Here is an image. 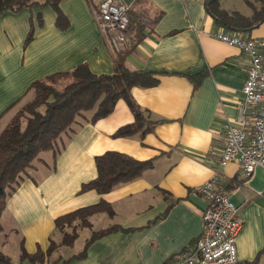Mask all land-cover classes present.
<instances>
[{
	"label": "crops",
	"instance_id": "obj_1",
	"mask_svg": "<svg viewBox=\"0 0 264 264\" xmlns=\"http://www.w3.org/2000/svg\"><path fill=\"white\" fill-rule=\"evenodd\" d=\"M101 1L61 0L59 7L68 19L65 28L56 26V12L50 6L0 15V130L30 92L32 81L82 62L96 74L112 72L114 54L93 15ZM122 1L130 5L129 19L145 24L142 38L126 55V66L159 72L155 84L134 87L131 95L148 118L158 122L143 135L112 136L119 126L133 121L126 102L119 99L109 115L64 137V147L54 161L50 150L40 152L30 176L2 210L0 250L12 241L19 258L22 247L28 253L45 251L50 240L59 242L62 237L54 226L57 216L102 199L111 212L91 215L87 227L101 220L104 226L96 230L120 228L95 238L84 256L66 264H170L201 234L207 203L196 187L216 174L220 187L240 206L238 262L264 264V168L256 167L246 181H240L237 162L218 164L224 125L236 120L244 101L246 56L213 36L222 29L243 37H263L264 21L251 29L232 30L216 23L205 0ZM219 3L227 10L251 13L248 4L243 12ZM30 23L33 38L24 44ZM106 150L152 159V166L106 193L81 191L82 183L96 176L94 155ZM74 254H59L52 260ZM50 255L44 264H49Z\"/></svg>",
	"mask_w": 264,
	"mask_h": 264
},
{
	"label": "trees",
	"instance_id": "obj_2",
	"mask_svg": "<svg viewBox=\"0 0 264 264\" xmlns=\"http://www.w3.org/2000/svg\"><path fill=\"white\" fill-rule=\"evenodd\" d=\"M60 1L0 0V15L5 11L50 6L56 12V26L65 28L68 19L59 7ZM245 1L251 9L248 15L222 8L219 0H205V5L219 26L232 30H246L264 21V0ZM37 21L38 24L42 23L41 16H38ZM30 24L24 44L33 38L34 26ZM144 26L140 19H129L126 45L124 49L114 54L113 70L110 73L96 74L90 70L86 62H82L69 70L56 71L31 82L28 91L32 93V97L26 102L19 103L8 123L0 130V215L8 197L25 178L30 176L29 171L40 152L50 150L54 161L64 147V137L70 136L85 123H94L109 115L119 99L126 102L132 112L133 121L119 126L112 136L143 135L158 122L148 118L145 110L132 98L131 90L134 87L155 84L159 72L129 69L125 64L126 55L142 38L141 30ZM94 163L96 176L82 183L80 190L93 189L103 194L117 184L140 176L152 166V159L140 160L126 153L106 150L94 155ZM100 211L111 212L109 204L102 199L57 216L54 219V226L62 235L59 242L50 240L45 251L38 248L34 253H28L22 247L19 262L11 261L0 250V264H24V260L31 264H44L46 257L58 246L71 245L78 229L90 226L89 217ZM119 228L111 225L92 231L85 239L83 249L63 259L61 263L66 264L72 258H81L92 240ZM235 264L257 263L247 260Z\"/></svg>",
	"mask_w": 264,
	"mask_h": 264
},
{
	"label": "built area",
	"instance_id": "obj_3",
	"mask_svg": "<svg viewBox=\"0 0 264 264\" xmlns=\"http://www.w3.org/2000/svg\"><path fill=\"white\" fill-rule=\"evenodd\" d=\"M129 10L130 5L122 0H102L93 9L97 26L113 54L126 45ZM213 36L238 47L246 56L244 101L236 120L224 125L225 142L218 163L224 167L237 162L238 179L246 181L256 167L264 168V36L243 37L222 29L215 30ZM196 191L207 203L201 234L170 264L237 263L236 239L243 225L240 206L220 187L216 174L197 186Z\"/></svg>",
	"mask_w": 264,
	"mask_h": 264
},
{
	"label": "rangeland",
	"instance_id": "obj_4",
	"mask_svg": "<svg viewBox=\"0 0 264 264\" xmlns=\"http://www.w3.org/2000/svg\"><path fill=\"white\" fill-rule=\"evenodd\" d=\"M221 5L226 8H237L239 10H243V12H247V3L245 0H220ZM32 97V93L29 92L22 100L21 102H26L30 100ZM44 155L49 156V152H46ZM44 156V157H46ZM104 226L102 224L101 220L93 222L92 227H85L82 228L78 231V234L74 238L73 242L71 245H62L58 246V248L52 252V254L49 256L50 257V262L49 264H60L62 261H53L57 255L62 254L63 256H68L72 253H77L79 252L84 244L85 238L91 235L92 231ZM3 248V247H2ZM18 248V247H17ZM4 253L11 259L13 262H19L20 258L18 257V251H16V245H15V251L12 246V241L6 242L4 245L3 249ZM24 264H31L28 261L24 260Z\"/></svg>",
	"mask_w": 264,
	"mask_h": 264
}]
</instances>
